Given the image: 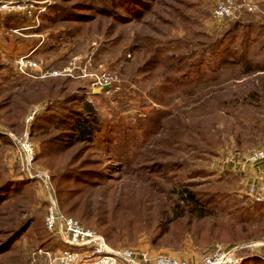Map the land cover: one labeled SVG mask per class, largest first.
I'll list each match as a JSON object with an SVG mask.
<instances>
[{
	"label": "rangeland",
	"instance_id": "1",
	"mask_svg": "<svg viewBox=\"0 0 264 264\" xmlns=\"http://www.w3.org/2000/svg\"><path fill=\"white\" fill-rule=\"evenodd\" d=\"M39 1L46 8L37 22L20 13L0 14L5 88L0 87V179L20 183L0 201V229L25 226L10 250L0 254V264H54L45 254L30 256L34 249L51 255L60 249L44 229L51 195L62 211L107 234L113 248L198 262L220 243L264 264V202L244 208L257 203L246 193V176L225 164L219 168L230 154L242 158L264 149V26L225 31L213 24L210 0H141L145 7L134 14L119 0ZM62 2L71 18L52 13ZM258 2V10L249 14L254 20L264 19V0ZM102 7L108 10H95ZM209 43L214 49L205 60L215 78L191 74L178 86L167 76L157 78L163 70L156 62L146 65L145 55L155 57L153 49L167 50V61L172 54L189 58ZM21 56L39 59V68L18 72L15 60ZM103 75L113 80L96 93L94 82ZM46 81L48 94L31 101L20 117L5 115V97L24 93L37 99ZM253 89L262 91L255 97L240 94ZM236 94L248 117L235 110L243 109L234 103ZM87 104L98 117L96 139L67 147L70 125L77 113L86 114ZM52 108L55 112H48ZM216 131L219 143L202 142ZM239 133L244 145L238 146ZM24 140L31 143L34 158L21 169ZM184 189L198 193L205 217L158 220L166 206L176 208ZM216 195L217 203L210 202Z\"/></svg>",
	"mask_w": 264,
	"mask_h": 264
},
{
	"label": "built area",
	"instance_id": "2",
	"mask_svg": "<svg viewBox=\"0 0 264 264\" xmlns=\"http://www.w3.org/2000/svg\"><path fill=\"white\" fill-rule=\"evenodd\" d=\"M210 2L212 4L211 18L216 26H222L226 20L239 19L244 13H254L259 7L258 0H210ZM45 8L39 0H0V14L20 13L36 22ZM40 63L39 59L21 56L15 60V68L18 72L27 73V71H36ZM50 74H57V72L52 70ZM112 80L111 75H103L94 82V85L107 87ZM36 110L32 111L29 119ZM22 150L19 165L21 169H26L34 158L33 147L31 143L24 140ZM228 156H231V159L227 158ZM228 156L220 163L219 168H225V161H239L243 165L264 163L262 148L254 149L242 158H239L236 152ZM43 176L47 177L45 174ZM246 193L252 200L264 202V184L259 186L250 184L246 188ZM48 201L44 225L68 247V249L56 250L52 255L48 251L44 252L48 259L52 257L51 261L54 264H239L241 262V257L237 255L238 247L227 248L220 243L215 244L210 252L202 254L198 262L180 260L163 253L153 255L135 248H113L108 245L102 234L65 215L52 195ZM39 253L43 252L39 251Z\"/></svg>",
	"mask_w": 264,
	"mask_h": 264
},
{
	"label": "trees",
	"instance_id": "3",
	"mask_svg": "<svg viewBox=\"0 0 264 264\" xmlns=\"http://www.w3.org/2000/svg\"><path fill=\"white\" fill-rule=\"evenodd\" d=\"M88 1L90 2L89 4H91V2L93 0H88ZM94 1L99 3V4H103V3L107 4V2L109 0H94ZM119 2H121V5L124 6V8H127L133 14L138 13L141 10V7H139V6L145 7L144 3L141 0H119ZM65 6L66 5H64V3L62 2V3H60V5H58V6L55 5L54 7H52L51 11H52V13L57 14L59 17L66 15L67 16L66 18H71V15H70V13H68V10L66 8L67 6L66 7ZM92 8H93V6H92ZM95 10L97 12H101V11H107L108 9L105 7H102L100 9H95ZM249 14H251V13H245L239 19L226 20L222 26L225 29V31L231 30L232 26H246L247 24H249V26L254 25V24L264 26V19L254 20L252 18V16H250ZM42 17H43V13L41 15V20H42ZM43 19H44V17H43ZM226 26H228V28ZM110 32L113 34V32H114L113 27L110 28ZM213 49H214L213 43H209L208 45H205L204 47H202L201 50H199L197 52L192 51V53H190V55L192 54L193 56H191L189 58H185L183 54H172L168 57V60L166 61L165 59H163V55L168 53V51L163 49V48H157V49H153L154 52L152 53V55L155 57H153L152 59L149 55H145V58L150 59L148 61V63H146V65L151 63V62H156L158 65L161 66L160 69L163 70V72L161 74H157V78L159 77V75L160 76H167L170 78L171 83H173L174 85L184 86L186 77H188L191 74H193L195 76H200L203 80L212 79V78H215L217 76V73L213 69V66L211 65V63H208L205 60L209 51H213ZM195 53L199 54L198 56H200V59L198 58L197 55H194ZM1 68H2V66H0V72H1ZM0 77H1V73H0ZM261 77H264V75L260 76V78ZM156 80H158V79H156ZM237 83H239V82H237ZM46 84H47V81L44 82V88L39 89L38 92L36 93L35 96H38L37 99L30 98L31 97L30 95H26L24 93H21L23 96L19 95V96H16L14 98L5 97L3 99V102H1L4 105H9V109L5 113V115L12 116L14 113L15 117H18V116L20 117L23 114L24 110L26 109L27 105L31 101H38L39 97H43L44 95L49 93V89L46 91V89H47ZM1 86L3 87L2 80L0 79V87ZM170 90L173 92L172 88ZM261 91L262 90H259V89H253V90L241 91L240 94H243L245 96L250 95L251 97H255V96H259L258 94H260ZM0 94H1V92H0ZM245 100H247V97L245 98ZM234 101H235L234 103L236 105L239 103L238 106H243L242 110H239L237 108L235 110L239 113H242V115L248 117L250 115V112H249L248 108L246 107V105L243 101H238L237 94L235 95ZM92 110H93L92 107L87 104L86 105V114L77 113V115H80V117L74 118L73 123L70 125V128H69V131H70L69 134L70 135L67 139L68 140L67 141V147H72L76 144L94 143V141L96 139V132L98 131V117H97V115H95V113H93ZM51 111L55 112V109H53V108L48 109V112H51ZM242 131L246 132V129L243 127ZM235 137L238 138V139H236L238 146L244 145L240 139V137H244L243 135H241V133H239V135H236ZM202 142H204V144H206V145H213L214 143H219L218 131H216L215 134L211 135V139H208L207 141H202ZM206 149H207V147H206ZM211 149H213V148H210V150ZM255 149H257V148H255ZM253 150L254 149L249 151V153L252 152ZM249 153H247V154H249ZM166 164H162V166H166ZM157 165H159V164L157 163L156 166ZM126 166L128 167V164H126ZM149 168L150 169L153 168V165L149 166ZM18 187H20V183L18 181H14V180L6 178V177L1 178L0 179V201L5 200L11 193L16 192L18 190ZM219 196L220 195H216V197L214 199H212V201H210V202L217 203L216 198H219ZM175 204H176L175 205L176 208L173 205L166 206L165 210L163 212H161V214L157 217V219L158 220H164V222H172L175 219L183 218L186 216L196 217L198 219H202L203 217H205L204 215H202L201 209L198 207L199 205L204 206L202 204V199L198 196V193H196L193 190H190V189L181 190L179 192L178 197L175 199ZM261 204H263V203H261V202L256 203L255 202V203L249 205L248 207H244V208L248 209L252 206H254L255 208H259ZM177 206L179 207V209L176 211L175 209H177ZM62 212L65 215H67L71 218H74L71 215L65 213L64 211H62ZM5 224L6 223H3L2 227L5 226ZM44 229L52 237L53 243H56L57 245H59L60 249H68V247L66 245H64L61 241H59L52 233H50L46 229L45 225H44ZM24 230H25V226L23 227V225H21L19 228L15 229L13 231L8 230V229L4 230L3 228H1L0 232H4V233H3V236L0 238V254L4 253L5 251H9L11 248L12 241L14 239H16V237H18L21 233H23ZM7 232H8V234H7ZM105 235H107V234H105ZM249 236H251V234ZM3 238H5V239H3ZM104 238L107 239L106 236ZM107 241H108V239H107ZM41 248H42V250H43V248H44V250H48V248H46V247H41ZM38 250L39 249H36V250L34 249L30 256L32 258L35 255L39 256L40 255L39 251H41V250H39V251ZM42 252H43L42 254H44V252H46V251H42ZM239 255H240V253H239ZM240 257L242 260L241 264H256V263L260 262L259 258L252 255V254H245L244 253V255L243 254H242V256L240 255Z\"/></svg>",
	"mask_w": 264,
	"mask_h": 264
},
{
	"label": "crops",
	"instance_id": "4",
	"mask_svg": "<svg viewBox=\"0 0 264 264\" xmlns=\"http://www.w3.org/2000/svg\"><path fill=\"white\" fill-rule=\"evenodd\" d=\"M225 165L230 170L242 172L247 178L248 185L256 184L259 186L264 184V163L262 162L243 165L239 161H225Z\"/></svg>",
	"mask_w": 264,
	"mask_h": 264
},
{
	"label": "water",
	"instance_id": "5",
	"mask_svg": "<svg viewBox=\"0 0 264 264\" xmlns=\"http://www.w3.org/2000/svg\"><path fill=\"white\" fill-rule=\"evenodd\" d=\"M105 88H106V86H105V87L95 88V89H94V92L98 93V92H100L102 89H105Z\"/></svg>",
	"mask_w": 264,
	"mask_h": 264
}]
</instances>
